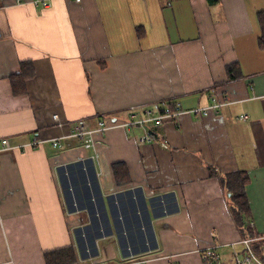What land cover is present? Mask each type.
<instances>
[{
  "label": "crops",
  "instance_id": "1",
  "mask_svg": "<svg viewBox=\"0 0 264 264\" xmlns=\"http://www.w3.org/2000/svg\"><path fill=\"white\" fill-rule=\"evenodd\" d=\"M261 11L264 0H53L48 8L0 0V139L14 146L0 150V264H46V251L64 247L75 254L68 264H203L211 245L232 264L242 234L220 176L237 171L248 176V217L263 240ZM23 60L34 74L14 94L10 77ZM212 97L228 103L205 116L188 111ZM174 100L182 111L151 142L138 143V129L120 123L132 109ZM79 120L109 127L84 147L69 135ZM118 163L126 173L117 178ZM70 181L88 214L68 209ZM96 194L108 226V237L91 232L100 263L77 236L88 218L97 224Z\"/></svg>",
  "mask_w": 264,
  "mask_h": 264
},
{
  "label": "built area",
  "instance_id": "2",
  "mask_svg": "<svg viewBox=\"0 0 264 264\" xmlns=\"http://www.w3.org/2000/svg\"><path fill=\"white\" fill-rule=\"evenodd\" d=\"M53 0H33V3L35 5H39L42 8H48L51 6ZM75 2H79L81 0H74ZM170 104L167 102L163 104V106L160 108L158 111H154V108L152 107H143L140 110H134L132 109L131 111L128 112V115L126 119H124L122 122H120L122 125L128 126V127H136L138 129V134L136 136V140L138 143H147L151 142L155 139V132L157 128L163 124L166 120L174 118L177 114H179L182 111L181 103L179 101H169ZM228 103L226 98L222 97H212L211 103L205 106H197L192 109H189V112H194L198 113L200 115H209L210 113H216L217 109ZM56 118V115H54ZM240 117H245V115H240ZM109 127V124H106L104 121H99L97 127H91L89 123L86 120H79L77 123L73 125V130L69 134L71 137H80L82 138V145L84 147H91L96 144L95 140V135L94 133L97 130H100L102 133ZM32 142L31 144H33ZM0 150H8L12 149L14 146L8 141L7 138H1L0 139ZM52 144L54 146L60 147L61 144L59 142V139L54 138L52 139ZM74 186L72 185L71 181L69 182V190L73 192ZM78 192V191H77ZM77 192L75 193V196L77 197ZM119 191L114 192V196L116 197L115 199V205H118V193ZM162 195V194H160ZM161 201L163 202V198H161ZM100 194L98 195L97 198L93 199L92 205L94 208V218L96 219V222L101 225V216H100ZM72 204L74 206L77 205L76 199L73 198ZM72 212L77 213V210L73 207ZM118 214H117V221H122L123 218L125 217V214L119 209ZM71 211V210H70ZM163 214L168 213L167 208L165 205H163L162 208ZM140 211H137L139 213ZM78 213H86L88 214L87 211H79ZM92 217V215H91ZM94 225V220L93 218H88V220H85L83 223H80L79 226L77 227L80 234L85 239V249L86 253L85 257L87 259H98L100 258L99 252L96 254L93 253V249L89 246L88 242V230L89 228H92ZM140 230L143 231L144 235L147 234L146 232V227L141 226ZM150 231L154 235V228L151 223L150 225ZM123 234H125V237L128 238L127 232L124 229ZM108 236L107 231H104V233L101 235V237ZM94 243L93 245L95 247H98V238L93 239ZM151 240L146 238L144 245L148 247V251H152L150 249L151 246ZM255 240V237H246L242 238L239 240V245L238 247L235 246L232 248L231 252V260L232 264H264V259L255 251L253 242ZM155 243L156 239H155ZM97 249V248H96ZM126 250L128 251V256L131 255L132 248L130 245V242L128 241L126 244ZM92 252V253H91ZM127 256V258H128ZM86 259V260H87ZM201 259L203 264H222V258L220 255V252L217 249V245H211L205 249L202 250L201 252Z\"/></svg>",
  "mask_w": 264,
  "mask_h": 264
},
{
  "label": "trees",
  "instance_id": "3",
  "mask_svg": "<svg viewBox=\"0 0 264 264\" xmlns=\"http://www.w3.org/2000/svg\"><path fill=\"white\" fill-rule=\"evenodd\" d=\"M216 0H208L210 4H213ZM259 21L261 26L260 45L264 46V11L259 13ZM229 72L232 67H228ZM34 74L31 60H23L20 62V72L10 77L11 85L14 94H21L25 89V82ZM230 72V76H232ZM170 104L169 101H167ZM83 163L82 161H79ZM69 166V165H65ZM63 166V167H65ZM62 168V167H61ZM115 175H125L126 170L123 164H113ZM212 173V172H211ZM121 177V176H120ZM123 177V176H122ZM222 184L226 187L227 191L230 192L231 199V212L233 217L239 226L242 234V238L255 237L257 236L251 220L249 219L250 209L245 192V184L248 181V176L244 171H237L220 176ZM137 191L134 189V192ZM167 195V194H166ZM164 195H156L155 197L160 198ZM68 209L70 207L68 206ZM117 220V216H116ZM80 234L77 230V235ZM255 251L264 259V239L259 240L255 237L253 242ZM151 247V246H150ZM93 253H97L96 247L93 245ZM149 248L147 247V250ZM46 264H68L75 260V254L71 247H64L56 250H49L44 253Z\"/></svg>",
  "mask_w": 264,
  "mask_h": 264
},
{
  "label": "rangeland",
  "instance_id": "4",
  "mask_svg": "<svg viewBox=\"0 0 264 264\" xmlns=\"http://www.w3.org/2000/svg\"><path fill=\"white\" fill-rule=\"evenodd\" d=\"M99 134V135H101V134H103L100 130H97L95 133H94V135L95 134ZM80 138V137H79ZM64 168V167H63ZM111 195V197L112 196H114V194H113V192L110 194ZM69 196H70V198H75L76 196H75V193L74 192H69ZM82 197V195L79 193V195H78V199L79 198H81ZM98 197V194H96L95 195V197H94V199L95 198H97ZM110 197V198H111ZM93 201V200H92ZM76 202H77V200H76ZM78 205H79V210H77V208H75L73 205H69V203H68V206L70 207V208H72L73 209V207L77 210V213L79 212V211H83L82 209H81V205L79 204V202H78ZM103 210V209H102ZM115 213H116V215L118 214V210L116 209L115 210ZM138 215L141 217L142 216V213L141 212H139L138 213ZM104 220H105V218H104ZM148 224H150V222H148ZM96 228L97 229H99L100 231H102V227L101 226H96ZM124 229L125 230H127V231H129L128 230V227L125 225V220L121 223V224H119L118 226H117V230H118V234L120 235V237L122 238V239H124L125 238V234H123V232H124ZM92 228H90L88 231L90 232L89 233V235H88V242H89V246L91 247V248H93V236H92ZM95 234V236H98V232H96V233H94ZM78 237H79V239H81V241L85 244V239H84V237L82 236V234H79V235H77ZM83 249H85V245H84V247H83ZM93 261H96V262H98V263H100V262H102L103 261V258H102V256L100 257V258H98V259H92ZM143 260L144 259H141V260H138L137 262H135L136 264H139L140 262H143ZM93 264H94V262H93Z\"/></svg>",
  "mask_w": 264,
  "mask_h": 264
},
{
  "label": "bare ground",
  "instance_id": "5",
  "mask_svg": "<svg viewBox=\"0 0 264 264\" xmlns=\"http://www.w3.org/2000/svg\"><path fill=\"white\" fill-rule=\"evenodd\" d=\"M92 198H94V197H92ZM113 199V201L116 199V197L115 196H112L111 197V200ZM69 201V205H71V200H68ZM76 206H79L78 205V200H77V205ZM129 206H131V205H129ZM114 207H115V209H116V205H114ZM128 208V207H127ZM77 210H79V208H77ZM125 214V213H124ZM103 210H102V208H100V216H101V225H99L98 223L97 224H95V225H93V227H92V229H94V233H96V232H98V236H101L103 233H104V231H107L108 230V226H107V222H106V220H104V217H103ZM113 219V218H112ZM70 220V219H69ZM101 226L102 227V231H100L99 229H97L96 228V226ZM79 231H81V230H79ZM119 235V234H118ZM108 237V236H107ZM103 240V239H102ZM110 242V241H109Z\"/></svg>",
  "mask_w": 264,
  "mask_h": 264
}]
</instances>
